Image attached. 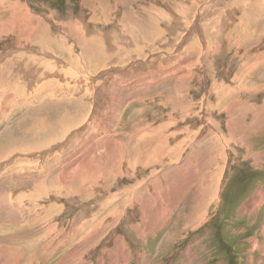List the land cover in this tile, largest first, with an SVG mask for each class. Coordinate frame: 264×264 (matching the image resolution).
I'll return each instance as SVG.
<instances>
[{"label": "rangeland", "instance_id": "obj_1", "mask_svg": "<svg viewBox=\"0 0 264 264\" xmlns=\"http://www.w3.org/2000/svg\"><path fill=\"white\" fill-rule=\"evenodd\" d=\"M263 3L0 0V84L11 100L0 104V264H264ZM83 62L90 78L70 92L42 93L54 83L43 72L28 83V70L76 75ZM111 106L107 128L93 126ZM101 132L110 143L98 161L121 169H107V187L61 191V170L75 168L86 136ZM117 145L129 170L106 154ZM188 176L173 204L167 186ZM142 182L145 201L163 198L152 227L135 195L115 216L106 204Z\"/></svg>", "mask_w": 264, "mask_h": 264}, {"label": "bare ground", "instance_id": "obj_2", "mask_svg": "<svg viewBox=\"0 0 264 264\" xmlns=\"http://www.w3.org/2000/svg\"><path fill=\"white\" fill-rule=\"evenodd\" d=\"M257 3V2H256ZM264 4V3H263ZM207 5V4H206ZM210 6H206V8L204 9V11H203V13H205V11H207V9L209 8ZM263 7V6H262ZM243 8V7H242ZM208 12H210V11H208ZM244 12V11H243ZM231 13V12H230ZM202 16V15H201ZM196 26V25H195ZM199 26H200V24H199ZM197 27V26H196ZM80 35V34H79ZM191 37V35L189 36V37H187L186 39H183V38H181V41L179 42V47H183L185 44H187V40L189 39ZM27 47H29V46H26V48ZM178 47V48H179ZM202 46L200 45V48H201ZM207 47H208V45H207ZM25 48V49H26ZM183 49V48H182ZM30 50H31V48H30ZM191 50V49H190ZM192 52V51H191ZM16 54V53H15ZM94 54V53H93ZM101 54V53H100ZM31 55V54H30ZM29 55V56H30ZM31 57V56H30ZM170 59V58H169ZM187 59V58H186ZM186 59H184V61L186 62ZM81 60V59H80ZM183 60V59H182ZM182 60H180V62L182 61ZM82 61V60H81ZM183 61V62H184ZM59 62V61H58ZM79 62V61H78ZM151 62V61H150ZM58 65L59 66H63L64 68H65V65H67V62H63V64H59L58 63ZM83 65L86 67V72H84V73H82V71H81V68H79V70H77V68L75 69L77 72V74L76 75H73V74H71V73H69V72H67V71H62V70H59L58 69V67L57 68H54V67H52L51 68V66L49 65V64H47V65H44L43 66V68H38L37 70H34V69H31V70H28L29 71V73L30 72H32L31 74H33V77L31 78V77H29V80H28V83L31 85V83L34 81V80H38V78L37 77H39V74H40V72H43V74H47L48 76H50V77H52V79L54 80V83L53 82H51V81H47V84H42V86H41V90L42 89H44V90H42V93H46V95H48L47 94V91H50L49 92V94H54V93H56L57 91H61V89H62V91H66V92H70V91H72V87H71V84L70 83H73V82H81V78H83V76H85V78H90L88 75H91V65L89 66V65H87L86 66V64H84V62H83ZM157 66V65H156ZM154 66V67H152L151 69H155L154 71H152V74H151V76L153 77V78H160L162 75H163V72H164V68H162V67H164V66ZM185 66V65H184ZM17 67H19V68H21L22 66L21 65H17ZM48 67H50V68H48ZM67 67V66H66ZM73 67V66H72ZM147 67V66H146ZM171 67V66H170ZM71 68V67H70ZM148 68V67H147ZM175 68V67H174ZM173 68V69H174ZM132 69V68H131ZM0 71H1V68H0ZM147 72L148 71H150L151 72V70H146ZM110 72H112V71H110ZM133 72V71H132ZM131 72V73H132ZM120 75V74H119ZM131 76L130 75V73L128 72V71H125V73H124V76ZM134 75V74H133ZM31 76V75H30ZM77 76V77H76ZM117 76V75H116ZM27 77V76H26ZM72 77H74V79L72 78ZM121 77V76H120ZM119 77V79H121ZM70 78H72L73 80H70ZM114 78V77H113ZM123 79V78H122ZM122 79H121V81H122ZM130 80H128V81H131V78H129ZM116 80H118V79H116ZM142 80V79H141ZM158 80V79H157ZM156 80V81H157ZM93 81V80H92ZM139 81V79H137V81L136 82H138ZM24 82V81H23ZM120 82V81H119ZM142 82V81H141ZM130 84H132V83H128L127 85H130ZM137 84V83H136ZM19 85V84H18ZM18 85H13V86H11V87H13V88H15V87H18ZM64 85V86H63ZM113 85H117L118 86V84H117V81H114V84ZM126 85V86H127ZM29 87V86H28ZM0 88H2L3 90H4V93L1 91V89H0V97H1V100H0V104H4L5 106H7L8 105V103L11 101L10 99H9V96H8V91H10V86H5V87H2V84H0ZM108 88V87H107ZM16 89V88H15ZM26 88L24 87V89L23 90H25ZM90 89H92V86H90L89 87V85H87V87H86V90H85V94H87V92L90 90ZM106 89V88H105ZM17 90V89H16ZM52 90H54V92L52 91ZM108 90L109 91H107V93L108 92H111V90L108 88ZM20 91H22V89H20ZM24 92V91H23ZM25 92H28V91H25ZM38 92H40L39 90H38ZM37 92V93H38ZM31 93V92H30ZM88 93H90V92H88ZM92 91H91V95H92ZM52 94V95H53ZM11 95V94H10ZM21 98H22V100H25V103H27V101L30 99V97H26L25 95H24V93H22L21 95L23 96H21L20 94H18ZM37 95V94H36ZM137 95H140L139 93H137ZM49 96V95H48ZM60 96V95H59ZM110 96V95H109ZM117 96V95H116ZM20 98V99H21ZM19 99V98H18ZM38 99V98H37ZM113 99H114V97H113ZM48 100H49V98H48ZM110 100L112 101V98H110ZM21 101V100H20ZM47 101V100H46ZM115 101V100H114ZM46 103V102H45ZM10 104V103H9ZM22 104V103H21ZM1 106V105H0ZM3 107V106H2ZM40 107V106H39ZM42 107V106H41ZM6 108V107H5ZM112 108V106L109 108V109H107V111H109L105 116H103V117H94L93 119H94V122H93V126L95 125V126H99V124L100 123H102V125H100V127L99 128H103V127H106L105 126V122H104V120H105V117L106 116H108V115H111V113H112V110L113 109H111ZM93 119H91V122L93 121ZM46 120V119H45ZM78 124V123H77ZM77 124H75V125H77ZM74 126V125H73ZM72 127H66L62 132H61V134L63 133V132H65L66 130H68V129H71ZM96 128V127H95ZM107 128V127H106ZM87 129V128H86ZM86 129H84V131L82 132L83 134H85V132H86ZM91 131V130H90ZM93 132H95V131H93ZM102 133V132H101ZM68 134V133H67ZM102 134H104V135H100L99 134V137H98V140H92L91 138H87V136H86V145H87V143L89 142H91L92 141V144L94 145V146H91V147H88V148H86V145L84 146V148H85V150H84V152L82 153V155H81V158L80 159H78V160H75V161H73L72 163H71V165L72 166H75V168H73V169H71L68 173H66V172H62V170H61V172H60V175L57 177L58 178V180H59V183H60V186H61V191H65V192H68V193H70V192H72V191H74V192H77V193H80V188H77L79 185H80V187H82L83 189H84V192H88V189H91V188H97L99 185H101V187H107V183L110 181L109 180V178H107L106 176L108 175L109 177L110 176H112V174L113 173H109L108 172V168L109 167H111V166H108L107 164L106 165H103L104 164V162H101V161H98L99 160V158H101L100 157V153H99V150L101 149V148H103V147H108V145H109V143H110V140H109V137H110V135L109 134H107L106 132L105 133H102ZM86 135V134H85ZM93 136L95 137V135L93 134ZM98 136V135H97ZM78 138V137H77ZM218 138V137H217ZM95 139V138H94ZM78 144V143H77ZM78 149V146L75 144V148L74 149H72V150H70V155L68 156V158L70 159V158H72V160H73V157H74V155L77 153V150ZM164 149V148H163ZM124 150H126V148H124ZM74 151V152H73ZM165 153V152H164ZM89 154H91V156H92V162H96L97 164H89V162H90V159L88 158L87 159V155H89ZM106 154L108 155V154H113V156L115 157V158H118V160H117V162H119L118 163V165H121L122 166V170H124V168H126L127 170H129L128 168V166H127V159H126V156H125V153H123V151H122V149H119L118 148V145H117V147H113V148H111L110 150H108V148H107V152H106ZM112 156V155H111ZM68 159V160H69ZM72 160H69V161H72ZM53 161V160H52ZM88 161V163H86ZM19 163V162H18ZM17 164V163H16ZM27 166V165H26ZM9 167V166H8ZM113 167V169L115 170V168H114V166H112ZM112 167H111V169H112ZM17 169L18 168H16L15 170L17 171ZM29 169H30V167H29ZM112 169V170H113ZM121 169V167H119V169H118V171ZM31 170V169H30ZM107 170V172H105ZM118 171L117 170H115V173H118ZM194 173H195V171H194ZM164 175V174H163ZM162 176V175H161ZM195 176H196V173H195ZM17 177V176H16ZM113 177V176H112ZM155 179V182L157 181V179L158 178H154ZM193 179H194V177L193 176H188V177H186V178H184V179H179L180 181H179V183H178V185H170V186H167L168 188H170V189H172L173 188V190H175L174 191V195H173V197H172V199L170 198L172 195H169V200L171 199V201H172V203L173 204H175V202H177V200H178V195H176V192L178 191V190H180L181 192L183 191V190H185V187H187V186H190L191 185V183H192V181H193ZM162 180V179H161ZM151 182H152V179L151 180H148V181H145L144 183H145V186H149V185H151ZM142 184H143V182L141 183V185H140V187H134L130 192H128L129 193V196L127 197V198H125V199H121L120 201H116V202H107L106 204H107V206H108V208H109V205H113L114 206V210H111L110 212H111V215H113L114 214V216L116 215V213H117V211L119 210V209H121L122 207H129V204H130V202H132L133 201V195H135V199H134V202L140 207V208H143L144 209V212H147V214H146V217L147 218H150V221L147 223V221H145V225H146V223H147V226H153V225H155V224H157V222H158V220H162V219H160V215H161V209L163 208V206H164V203L162 202V199L163 198H160V195L158 196V200L157 201H154V202H151V201H145V199L143 198V187H142ZM59 185V184H58ZM97 185V186H96ZM95 186V187H94ZM100 187V188H101ZM141 188H142V190H141ZM166 188V187H165ZM172 190V191H173ZM171 191V190H170ZM83 192V193H84ZM169 192V191H168ZM155 194L157 193V191H155L154 192ZM180 193V192H179ZM178 193V194H179ZM151 194V193H150ZM170 194V193H169ZM116 195H118V194H116ZM116 198H118V196L116 197ZM147 202L150 204V205H148L147 204ZM115 203V204H114ZM119 204V205H118ZM147 204V205H146ZM106 206V205H105ZM112 206V207H113ZM111 207V206H110ZM121 207V208H120ZM122 209H124V208H122ZM145 216V215H144ZM146 220V219H145ZM136 221V220H135ZM137 224V223H136ZM153 224V225H152ZM140 226V225H139ZM157 226V225H156ZM159 226V225H158ZM184 226V225H183ZM183 228V227H182ZM184 230V229H183ZM148 233V232H147ZM171 235V234H170ZM172 236V235H171ZM171 236H168V238H167V244H168V242H170L169 240L171 239ZM121 243H120V241H119V245H120ZM120 247H122V245L120 246ZM121 250H123V248H121ZM123 254V253H122ZM111 258H113L114 259V252L112 253V257ZM127 258V257H126ZM63 260H65V259H63ZM129 259L127 258V259H125V258H123L122 257V260H121V263L119 262V264H122V262L125 264L127 261H128ZM117 261V259H114L113 260V264H116L115 262ZM65 263V262H64ZM99 264H101V263H99Z\"/></svg>", "mask_w": 264, "mask_h": 264}]
</instances>
